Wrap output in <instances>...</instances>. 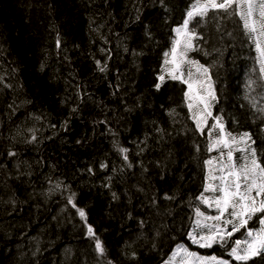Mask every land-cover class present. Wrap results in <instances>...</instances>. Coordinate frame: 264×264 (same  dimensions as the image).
Segmentation results:
<instances>
[{
	"label": "trees",
	"instance_id": "trees-1",
	"mask_svg": "<svg viewBox=\"0 0 264 264\" xmlns=\"http://www.w3.org/2000/svg\"><path fill=\"white\" fill-rule=\"evenodd\" d=\"M193 2L165 0V11L159 0H0V264H165L178 244L231 259L228 248L203 249L187 236L195 207L206 211L196 199L204 160L217 152L208 153L195 130L186 86L166 78L153 87L172 29ZM217 28L209 13L197 28L209 55L189 56L213 65V115L222 114L234 135L250 132L264 150V121L250 103L264 106L258 54L236 18ZM118 147L129 149L132 167ZM72 193L104 256L68 203ZM248 264H264V255Z\"/></svg>",
	"mask_w": 264,
	"mask_h": 264
},
{
	"label": "snow or ice",
	"instance_id": "snow-or-ice-1",
	"mask_svg": "<svg viewBox=\"0 0 264 264\" xmlns=\"http://www.w3.org/2000/svg\"><path fill=\"white\" fill-rule=\"evenodd\" d=\"M159 4L165 11L168 10L165 0H159ZM209 13L217 21L218 31L220 21L233 18L239 21L242 31L258 54L256 59L261 73L259 87L264 91V0H194L185 12L182 23L172 29L175 38L171 40L169 51L164 52L163 64L153 87L159 91L165 84L166 78L186 86L183 96L191 114L190 119L195 124V130L200 135L206 136L208 140L206 151L217 152L216 156L204 160L205 183L196 197L197 201L206 205L207 209L214 210L215 214L202 211L199 206L195 207V219L187 236L200 248L210 249L216 245L228 248L227 255L231 259H224L214 254L203 256L198 252L189 251L184 244H178L172 257L165 264H177L175 257L180 253L183 255L180 256L178 264H233V261L237 264H248L254 257L264 255V162H262L264 150L258 151L255 146L256 140L250 132L234 135L226 128L222 114L213 115L212 109L218 102L211 76L213 65L206 66L189 56L193 51L202 52L205 56L209 55L203 45L198 43L204 40V36L197 31V28L209 17ZM135 20H140L139 9ZM145 27L147 29V25ZM60 43L58 37L56 41L58 48ZM133 55L138 54L133 53ZM96 64L100 72L107 70L106 64L102 65L101 61H96ZM2 80L3 78L0 77V81ZM254 84L256 81L250 80L248 87L252 88ZM245 99H249V96L246 95ZM250 103L255 112L259 113L258 118L264 121V106L255 99L250 100ZM76 110V108L72 109L73 112ZM174 114L175 109H172L169 115ZM209 119L213 121L212 124L208 123ZM67 123L65 121L63 125L65 130ZM30 131L33 134L28 143L37 140L35 131ZM195 148L197 152L200 150L199 145H195ZM118 151L126 166L132 167L128 157L129 149L118 147ZM236 152L240 153L239 157L235 155ZM7 155L14 157L17 153L9 150ZM100 167L103 169L108 165L102 163ZM88 171L91 173L92 169ZM108 179L111 180V177ZM60 186L61 182H57L56 187ZM206 193L211 195H205ZM74 197L75 193L70 194L67 198L68 203L87 224V211L77 206ZM112 197L118 199L115 192L112 193ZM164 199L172 200L174 197L165 194ZM155 204L153 198V205ZM254 219L258 220V226L249 227ZM140 224L143 226L144 222L141 220ZM241 229L244 230L243 238L233 239ZM87 236L94 241L98 255L104 256L106 251L104 244L91 224H87ZM132 258H136L135 253L132 254Z\"/></svg>",
	"mask_w": 264,
	"mask_h": 264
},
{
	"label": "rangeland",
	"instance_id": "rangeland-1",
	"mask_svg": "<svg viewBox=\"0 0 264 264\" xmlns=\"http://www.w3.org/2000/svg\"><path fill=\"white\" fill-rule=\"evenodd\" d=\"M189 54H190V53H189ZM235 155H236L237 157H239V156H240V153H239V152H236ZM207 194L209 195V194H211V193H207ZM205 207H206V205H205ZM206 211H208L210 214H215V213H214V210H211V209H207V208H206ZM250 224H252V227H257V226H258V220L254 219L253 221L250 222ZM203 249H204V248H203ZM189 251H190V250H189ZM182 255H183V253H180L178 256L175 257V260H176L177 264H178V261H179V259H180V256H182ZM171 257H172V256H171Z\"/></svg>",
	"mask_w": 264,
	"mask_h": 264
}]
</instances>
